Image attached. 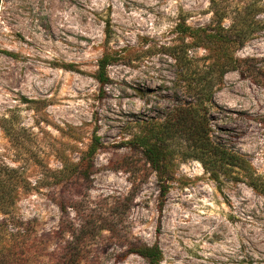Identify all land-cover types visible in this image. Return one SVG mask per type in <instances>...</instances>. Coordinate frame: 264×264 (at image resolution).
I'll return each mask as SVG.
<instances>
[{
	"label": "rangeland",
	"instance_id": "rangeland-1",
	"mask_svg": "<svg viewBox=\"0 0 264 264\" xmlns=\"http://www.w3.org/2000/svg\"><path fill=\"white\" fill-rule=\"evenodd\" d=\"M222 5L226 28L236 9L256 14L236 52L247 73L224 75L207 107L209 126L213 139L245 155L263 181L264 0ZM212 17L209 0H0V173L11 194L0 212V247L12 246L27 264H53L50 253L63 244L60 223L77 221L62 205L99 207L133 192L126 233L157 243L160 264H264V195L242 179L214 180L200 162L182 159L183 146L174 143L158 231L156 174L130 148L140 130L190 102L175 59L182 56L178 25L204 28ZM103 55L114 61L101 90L95 77ZM187 56L196 71L213 62L203 48ZM94 131L102 144L95 172L60 182ZM106 236L92 248L97 264H147Z\"/></svg>",
	"mask_w": 264,
	"mask_h": 264
},
{
	"label": "trees",
	"instance_id": "trees-1",
	"mask_svg": "<svg viewBox=\"0 0 264 264\" xmlns=\"http://www.w3.org/2000/svg\"><path fill=\"white\" fill-rule=\"evenodd\" d=\"M209 2L213 16L212 25L194 29L183 24L178 25L182 39L180 46L182 56L180 58L175 56V59L183 64L179 76L186 84L185 93L190 97V102L174 110H167L163 113L161 121H156L149 128H143L130 140V148L140 151L146 171L155 173L157 177L160 193L158 231L164 199L169 189L167 182L170 166L175 159L169 147L174 143L178 142L183 146V149L179 150L182 159L188 158L200 162L214 180H218L221 176L242 179L254 190L264 195V180L260 181L255 175L245 155L213 139L207 116V107L212 105L217 86L222 82L224 75L231 71L247 73V70L243 71L242 63L245 61L238 58L236 52L248 40L252 32L250 26L254 23L253 15L256 13L250 7V10L247 7L243 11L236 9L231 16L230 26L226 28L223 26V21L227 16L226 7L222 5L224 0H209ZM186 39H190L191 42H185ZM194 48L205 49L208 57L212 54L213 62L204 66L202 70H193L190 65L195 58H188L187 52ZM112 61L114 60L110 55H103L98 61L95 79L101 90L108 84L106 68ZM252 80L259 83L255 78ZM260 123L263 125L264 120ZM101 145L99 136L94 131L91 143L79 162L64 166L63 171L59 173L63 174L59 178L60 182L67 181L69 178L88 179L95 172L93 159ZM8 187L0 173V212L5 210L11 201ZM134 199L133 192H130L125 196H117L111 202L106 200L99 207L98 205L91 206L90 202L86 203L83 208L73 204L62 205V212L65 213L67 208L72 209L77 221L67 220L60 223L56 235L63 244L57 251L50 253L49 258L52 263L97 264L92 248L96 239L106 232L105 240L113 241L118 247H125V255H137L147 264H160L162 251L157 243L147 245L136 239L130 240L126 233L125 219ZM65 236L69 238L65 240ZM0 264L27 263L18 257L12 246L6 248L2 246L0 247Z\"/></svg>",
	"mask_w": 264,
	"mask_h": 264
}]
</instances>
